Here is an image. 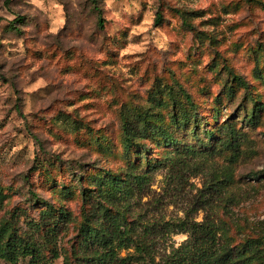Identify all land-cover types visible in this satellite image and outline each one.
<instances>
[{"label":"rangeland","instance_id":"rangeland-1","mask_svg":"<svg viewBox=\"0 0 264 264\" xmlns=\"http://www.w3.org/2000/svg\"><path fill=\"white\" fill-rule=\"evenodd\" d=\"M96 1L103 28L91 0H0V227L35 237L42 264H83L79 227L97 204L83 207L77 180L86 188L85 178L132 164L144 170L146 159L143 191L104 205L145 246L136 264L162 262L183 244V222L213 223L235 246L263 236L264 0ZM181 89L202 118L197 133L218 138L229 125L242 141L237 150L173 164L156 128L172 127L169 93L178 106ZM138 113L152 130L127 153L121 118ZM187 132L174 136L197 148ZM42 202L70 213L51 243L28 227ZM118 255L139 253L130 246Z\"/></svg>","mask_w":264,"mask_h":264},{"label":"trees","instance_id":"trees-1","mask_svg":"<svg viewBox=\"0 0 264 264\" xmlns=\"http://www.w3.org/2000/svg\"><path fill=\"white\" fill-rule=\"evenodd\" d=\"M91 2L97 11L98 26L103 28L101 11L96 5L97 1L91 0ZM161 20L160 15L157 14L155 23L158 25ZM22 21L23 18L18 17L13 24ZM12 29L19 32L18 28L14 26ZM232 76L233 81L239 80V85L245 87L241 78L234 74ZM227 91L230 96L233 94L232 87L228 88ZM180 95L183 100L182 102L179 101L177 106L175 100L171 98V93H169L172 104L168 108L167 115L172 122V127L156 128L161 133L160 137L163 142L172 148L175 156H177L176 161L173 162L174 165L181 166L187 159H195L197 155L213 157L217 151L220 153L223 150H237L241 146L242 141L236 137L238 130L229 125L217 130L218 138H215L214 131L211 130H203L201 133H197V129L201 128L200 121L202 118L199 119L190 96L182 89ZM256 112H260L258 102H255L251 113L245 117L246 124L255 126L257 123ZM134 116L136 118H129V116H122L121 118L123 146L127 153L137 147L138 141L147 137L152 130L148 115L138 113ZM187 128L190 132H187L186 136H191L194 139L197 148L192 145L179 144L174 136L176 131H185ZM201 137L208 140L210 144L204 145L201 142ZM221 147L223 149H220ZM145 164L144 170L138 169L132 164L118 174L106 171L85 178L84 181L89 184L86 188L83 186V176L80 177L79 175L77 186L81 204L84 207V205H90L91 200H95L97 206L94 208L90 206L91 213L83 219V223L79 227V241L75 247L76 255L79 256L76 260L85 264H136L137 261L147 258L148 253L144 252L145 246H140L139 241L134 243L132 236L129 235V230L124 227L125 225H122L123 222L111 216L109 209L104 206L111 205L115 201L127 203L129 199L143 191L150 181L147 170L148 168L150 170V165L146 159ZM253 177L258 176L253 174ZM65 189V187L61 188V190ZM42 205L43 208L38 214L37 221L28 222V227L34 233L42 234L45 240L51 243L70 221V213L64 206L54 203L42 202ZM178 226L181 228V232L188 235L187 240L173 250L165 260L159 263L153 261L152 264H264V235L255 239H247L235 246L230 245L229 240L224 236L225 234L220 233V229L208 221L201 223L183 222ZM170 231L174 232L173 229ZM218 233H220L219 237L217 236ZM130 246H135L139 255L120 258L118 252ZM42 259L35 237L24 238L8 225L0 227V261L5 264H19L22 260L26 261V264H42ZM65 264L67 263L65 262Z\"/></svg>","mask_w":264,"mask_h":264}]
</instances>
